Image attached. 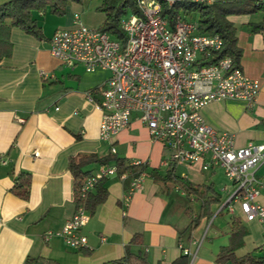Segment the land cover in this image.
<instances>
[{
    "label": "crops",
    "instance_id": "obj_1",
    "mask_svg": "<svg viewBox=\"0 0 264 264\" xmlns=\"http://www.w3.org/2000/svg\"><path fill=\"white\" fill-rule=\"evenodd\" d=\"M8 1L0 0V6ZM72 4L61 17L53 15L49 7L34 11L42 38L14 28L9 38L11 55L0 61V264H25L29 257L59 264H109L128 253L131 264H146L142 257L147 264H171L184 254L183 248L196 254L194 264H216L221 248L234 243L233 218L223 230L217 227L209 242L204 238L205 217L187 236L189 224L180 208V197L186 193L180 185L169 189L163 181L168 150L152 141L137 116L128 129L110 141L100 140L102 114L87 96L101 101L99 88L109 73H87L82 65L69 68L52 56L50 39L55 31L73 25L76 13ZM261 20L250 16L236 26L242 52L240 67L261 85L256 104L248 108L244 102L225 100L212 102L202 110L207 123L218 134L233 135L239 148L264 142V33H253L249 25ZM91 155L122 159L131 166L145 163L148 176L135 191L132 178L124 180L117 175L107 179L105 202L88 211L90 220L81 230L87 239L85 248H69L59 238L46 241V232L60 230L77 209L70 160ZM101 166L116 163L95 162L84 171ZM182 166L188 168L182 176L175 171L176 176L186 184L201 185L189 181L205 172L201 166ZM208 171L214 176L219 168ZM257 174H264V163ZM25 190L27 198L20 196ZM261 202L264 204V199ZM238 215L234 218L240 219L245 236L236 254L262 256L259 248L264 223L249 222L240 212ZM136 235L140 244L131 243ZM220 235L223 240L216 243ZM245 240L249 250L239 255Z\"/></svg>",
    "mask_w": 264,
    "mask_h": 264
},
{
    "label": "built area",
    "instance_id": "obj_2",
    "mask_svg": "<svg viewBox=\"0 0 264 264\" xmlns=\"http://www.w3.org/2000/svg\"><path fill=\"white\" fill-rule=\"evenodd\" d=\"M134 1L138 12L120 23L124 40L87 26L78 13L72 27L55 31L50 39L52 56L64 66L82 65L87 73H109L99 88L101 101L87 96L102 114L100 140L110 141L128 129L137 116L152 141L168 150L165 168L172 164L200 165L203 171L221 168L234 186L221 210L227 208L234 214L239 208L247 221L264 223V174H257L264 163V142L237 148L233 135L218 134L202 114L208 104L225 100L244 102L252 108L261 85L246 76L233 58L215 61L224 46L219 34L200 33L197 23L184 16H177L172 24L162 14L164 5H211L216 0ZM256 2L264 4V0ZM141 165L146 166L141 162L135 166ZM117 175L116 166L91 171L82 184L80 198L86 199L100 181ZM147 176V171L131 176L132 191L140 189ZM128 177L130 174L121 176L124 180ZM89 220L84 204H77L72 218L60 230L47 231L44 238H59L73 249L85 248L87 239L81 230ZM259 250L264 259V231ZM183 253L194 264L196 254L185 248Z\"/></svg>",
    "mask_w": 264,
    "mask_h": 264
},
{
    "label": "trees",
    "instance_id": "obj_3",
    "mask_svg": "<svg viewBox=\"0 0 264 264\" xmlns=\"http://www.w3.org/2000/svg\"><path fill=\"white\" fill-rule=\"evenodd\" d=\"M82 0H9L0 6V61L11 55L12 45L9 41L10 33L14 28L20 29L25 33L36 38H42V31L33 19L34 11H42L49 7L55 16H64L71 3H81ZM131 7L132 13H137L138 8L134 0H106L99 7V10L105 13L106 19L99 27L103 32L108 33L117 40L125 39V32L121 28V20L128 13ZM162 14L167 17L170 23H174L177 16H184L188 21H194L198 25V31L202 34H219L224 41L223 49L216 55L215 61L224 58H233L236 66L240 67L241 49L238 47L237 30L232 22L233 15H252L256 13L262 14L260 22L249 23L253 33H264V4H258L256 0H216L211 5L193 4V3H176L171 7L163 6ZM184 14V15H183ZM115 161L118 177L123 174L136 176L142 171H147L146 166H131L125 160L115 159L111 156L98 159L95 155L80 156L70 160V170L75 177V202L83 203L86 210L92 212L98 205L105 202L107 198V188L105 186L107 179L99 182L95 191L88 194L86 199L80 198V189L85 178L90 172L84 171V167L95 162L108 164L109 161ZM167 174L163 179L168 184L169 189H174L176 185H180L187 196H196L202 201V216L209 219L213 216L212 208L221 203L222 197L214 190V187H202L186 184L181 178L176 176V166L170 165L166 168ZM25 184H23L24 186ZM208 194V195H207ZM20 196L27 198L28 191L20 193ZM222 211V210H221ZM234 243L229 246L222 247L216 258V264H264L261 256L247 253L244 256H238L236 250L241 246L245 236L244 228L239 218H233ZM132 244H140L139 236H134ZM131 254L109 264H131ZM146 262L145 258H141ZM25 264H59L54 260L42 257L27 258ZM171 264H190L187 255L182 254Z\"/></svg>",
    "mask_w": 264,
    "mask_h": 264
},
{
    "label": "rangeland",
    "instance_id": "obj_4",
    "mask_svg": "<svg viewBox=\"0 0 264 264\" xmlns=\"http://www.w3.org/2000/svg\"><path fill=\"white\" fill-rule=\"evenodd\" d=\"M106 0H82L81 3H74L71 5L74 13H78L81 16V19L84 24L91 28H99L104 23L106 16L105 13L99 10V7H101ZM133 13L131 11V7L128 8V13L123 16V18H128ZM184 15V14H183ZM252 17L253 20H257L262 18L261 13H256L252 15H233L231 19H234L236 22V26H239L240 21L247 19L249 17ZM239 148V147H237ZM185 168H188L186 166H177V173L178 175H181L185 173ZM219 168V167H218ZM191 182H194L195 184H201L202 187H214V190L222 197L221 203L218 206H215L212 208L213 216L209 219H206L204 226H206L205 235L204 238L207 237L206 242H209L210 239H213L214 233L216 231V228L219 227L221 230H223L226 225L232 220L234 217H238L239 215V208H236L235 214H230L228 212V209L225 208L221 211V208L223 204L227 201L231 193L233 192V184L230 182L223 171L219 168V171L216 173V175H212L210 171H205L202 174H198V177L196 178H190ZM227 187L229 191L225 190L224 188ZM230 187V188H229ZM177 196H180V193H176ZM208 195V194H207ZM181 210L183 211V214L186 216L189 229L187 231V236L195 229L193 227L195 223L202 222L203 216H202V201L198 199L196 196H181ZM188 214H187V213ZM234 215V216H233ZM219 235V234H218ZM217 239L215 242L220 243L223 240V236L220 235L219 237L215 238ZM204 242V239L201 240V244ZM248 243L245 240L243 244V248L238 251L239 255H242L246 253V251L249 250ZM205 249V248H203ZM202 255V252L198 255V258H200ZM197 259V257H196ZM195 259V261H196Z\"/></svg>",
    "mask_w": 264,
    "mask_h": 264
}]
</instances>
